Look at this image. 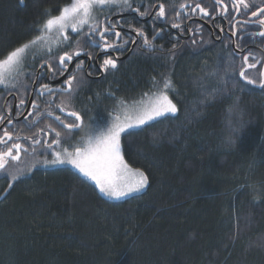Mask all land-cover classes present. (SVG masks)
Returning <instances> with one entry per match:
<instances>
[{
  "label": "trees",
  "instance_id": "1",
  "mask_svg": "<svg viewBox=\"0 0 264 264\" xmlns=\"http://www.w3.org/2000/svg\"><path fill=\"white\" fill-rule=\"evenodd\" d=\"M185 1L135 0L132 7L162 3L166 21L181 24L175 20ZM67 3L0 0V59L40 35L48 15ZM105 10L107 18L116 13ZM137 24L150 38L160 29ZM51 38L24 56L36 57ZM209 39L190 41L187 50L179 41L156 53L137 47L85 89L81 109L95 127L172 80L176 117L123 136L125 159L148 176V187L115 201L71 167L30 161L18 180L0 182V264H264V70L253 75L230 47ZM242 69L255 84L239 77Z\"/></svg>",
  "mask_w": 264,
  "mask_h": 264
},
{
  "label": "flooded vegetation",
  "instance_id": "2",
  "mask_svg": "<svg viewBox=\"0 0 264 264\" xmlns=\"http://www.w3.org/2000/svg\"><path fill=\"white\" fill-rule=\"evenodd\" d=\"M185 2L184 4L187 7L181 9V16L175 20L183 22L179 29L173 28V22L166 21V18L159 20L156 18L159 5L162 3L156 4L153 9L147 7L145 11L140 8L141 12L147 13L145 16H140L139 13L135 12V9L140 6L124 8L121 13L111 14L108 18L102 15V19L98 20L101 29L104 26L115 25V31L121 33L120 38L114 36L112 32L107 33L108 42L117 41L119 44H123V41H127V44L120 47L119 50L115 48L103 49L102 46H90L84 35L88 30L84 28L81 32L83 33L81 37L75 39L77 34L69 31V41L67 43L58 44L55 37V44L42 48V52L38 51L36 57L27 59L26 65H21L20 69L23 68V70L19 73V79L17 80L18 76H16L11 82L9 81L7 88L0 87V117L3 118V122L0 123V136L7 130L12 132L14 136L20 137L19 141L13 139L6 145L0 144V151H5L7 147L16 142L22 143L28 148V151L20 153L21 158L18 162L9 161L6 169L7 175L4 172H0V182L5 181V178H11L13 176L12 173L18 169H22L23 173H25L26 168L28 170L31 166L30 161L34 159L43 161L40 168H51L54 165L45 164L44 161L55 159V152L63 153L64 157L68 158L69 154L75 153L78 146L86 144V137L93 130L94 124L89 122V118H86L85 112L81 109L82 93L89 94L85 89L91 86L92 82L101 81L108 74L115 72L119 66L122 67L137 47L143 48L147 53H151V51L156 53L158 50L163 51V44L168 41L173 43L179 41L184 50H187L190 47V41L197 45L201 43V40L197 41V38H204L205 34H207L210 37L209 44H218L219 47L222 45L227 48L230 47L233 50L232 52L236 53L242 60L244 55L252 52L253 55L249 57L248 63L256 64L255 68H251L254 70L252 72L253 75H256L262 69L264 70V37L258 35L259 25L250 23L252 20L259 19V17H252L251 12L258 7L264 6V0H249L253 7L243 8L239 12L232 7L233 0H225V3L229 5V9L223 14H221L222 7L216 3V0H186ZM196 4H201L203 8L207 9L208 14H202L199 9L193 12L192 9ZM137 22L142 25L150 24L152 28L153 26L160 28L157 29L158 33H161L162 38L157 36L155 40L150 38L148 29L143 30L154 45L151 49L144 45L143 37L136 33V28L142 29ZM221 29L223 30L221 31ZM232 29H242V31H237V35L233 36ZM165 32L167 35H165ZM47 38L52 39L51 37ZM234 43L236 45L239 44L238 50L241 53L234 50ZM49 47L51 48L50 52L47 51ZM78 49H83V52L78 58L73 55V60L67 62L68 70L61 76L59 73L63 69L59 65V56L63 55L64 52L74 54ZM109 57L117 60V67L109 68L105 71L101 65ZM81 61L83 62L82 66L76 67ZM45 63L51 64L52 69L56 71L55 76L50 77L48 75L49 70L41 68V65ZM41 72L44 73V78L38 79L37 74ZM70 75H74L76 79L73 81L72 91L68 92L62 90V84ZM40 84H48L54 91L51 94L45 92L41 95ZM158 89V86L152 88L149 92L147 91L146 96L152 95ZM78 96L79 99L76 101ZM21 99L25 101L24 105L19 103ZM34 100L39 105L35 109L32 107ZM138 105H143V103ZM61 106L63 110H61ZM70 112H79L83 118V123L78 129L65 127V125L79 123L75 118L68 115ZM120 112L113 111L110 116L115 114L121 118ZM30 113L31 115H29ZM37 114H40L39 118H37ZM57 116L60 117V120L56 119ZM90 119L93 120L92 117ZM57 132L60 133L59 144L53 143L57 139ZM80 135L83 136L80 137ZM27 137H32L33 140H28L26 139ZM34 141H39V143L34 144ZM46 144H52V148L47 149L45 147ZM23 158L25 160H22ZM25 161L26 163L28 162L26 166L24 165Z\"/></svg>",
  "mask_w": 264,
  "mask_h": 264
},
{
  "label": "snow or ice",
  "instance_id": "3",
  "mask_svg": "<svg viewBox=\"0 0 264 264\" xmlns=\"http://www.w3.org/2000/svg\"><path fill=\"white\" fill-rule=\"evenodd\" d=\"M20 3H24V0H20ZM216 3L221 5L222 13H226L229 9V5L225 3V0H216ZM107 7H119L120 10L132 7V0H70V3L65 4L59 11L58 15L49 14L42 25L39 26L38 31L40 35L34 37L32 40L27 41L16 47L14 50L10 51L6 58L0 59V86L7 88L9 86L8 74L12 70L16 69L22 63V54L26 52L31 46L35 45L38 41L45 40L49 35H55L57 43H67L69 41L68 32L71 31L77 35H80L85 26L88 27L87 33L84 35L87 38V43L90 46L101 47L103 49H117L127 44V41H123V44H119L117 41L108 42L107 33L112 32L117 38L121 37L119 31H115V25L101 26L98 23L97 15L98 12L102 11ZM181 8L187 7L186 4H180ZM232 7L241 11L243 8H251L253 5L249 0H233ZM207 15L208 10L203 8L201 4H196L192 9L193 12L196 10ZM135 12L139 13L140 16L147 15L146 12H141L140 8H136ZM50 13V10H49ZM166 15V9L164 4L159 5V11L156 13V18L163 19ZM179 15V13H177ZM251 16L258 20H252L250 23H256L259 25L260 30L258 35L264 37V6L258 7L255 11L251 12ZM239 23V22H237ZM173 28H181V24H172ZM223 29H221L222 31ZM136 33L143 37V43L148 48L154 47L151 40H149L147 34L140 28L135 29ZM232 35H237V31H242V29H232ZM157 36H161V33H156L152 40H155ZM102 42V44H101ZM239 48V44L236 45ZM47 51H51L49 47ZM83 49H78L74 54L69 52H64L63 55L59 56V65L63 69L59 74L61 76L68 70L67 62L73 60V55L77 58L81 55ZM90 55V53H89ZM252 52L243 56L244 66L247 69L255 68L256 64L248 63L249 57L252 56ZM83 62L81 61L76 67H81ZM102 68L107 71L109 68L117 67V60L111 57L105 59ZM7 68V72H6ZM41 68H47L49 70L48 75L50 77L56 75V71L52 69L50 63H45L41 65ZM264 75V74H262ZM239 77L250 84H255L256 80L250 79L245 75L244 69L239 72ZM38 79L44 78V73L37 74ZM76 77L70 75L67 79L63 81L62 90L71 92L73 81ZM260 86L264 88V78L260 81ZM40 93L43 95L45 92L51 94L54 89L48 84L39 85ZM169 91L175 94L176 90L174 88L171 79L166 78L163 91H161L154 99V102L142 108L137 115L134 117H127L123 122H121L119 116L113 117L115 121L112 123L111 127H107L104 131H101L94 139L89 138L88 145L86 148H76L74 154H69L72 158L68 160L60 159V153L55 152V159L51 161H44L45 164L52 165H62L69 164L79 169L85 176L94 180L99 186L100 191L108 196L115 197L117 199L121 197H127L132 193H138L146 188L149 183L148 176L140 169L133 170L125 162L122 155L121 148V134L126 135L131 134L133 130H142V126L148 125L150 122H159L162 119H167L169 117L175 118L179 109L177 104L173 101L172 97L169 95ZM21 105H24L25 101L21 99L19 101ZM33 109L38 108L39 105L32 102ZM61 110H63L61 106ZM31 115V113L29 114ZM40 114H37L39 118ZM69 116L75 118L79 123L75 125H65L69 129H78L83 123V118L79 112H70ZM60 120V117H56ZM3 122V118L0 117V123ZM50 127V126H49ZM99 128V125H98ZM57 139L53 141L55 144H59L60 133H56ZM13 139L19 141V136H14L12 132L5 130L3 135L0 136V144H7ZM28 140H33L32 137H27ZM39 143V141H34V144ZM47 149L52 148V144H46ZM34 150V149H33ZM15 151V154H14ZM27 152L26 148L22 143L16 142L12 143L10 147H7L5 151H0V172H4L7 175V166L9 161H19L20 153ZM66 151V150H65ZM12 181L19 179L17 176L11 177ZM12 184H9V188Z\"/></svg>",
  "mask_w": 264,
  "mask_h": 264
},
{
  "label": "rangeland",
  "instance_id": "4",
  "mask_svg": "<svg viewBox=\"0 0 264 264\" xmlns=\"http://www.w3.org/2000/svg\"><path fill=\"white\" fill-rule=\"evenodd\" d=\"M134 1H135V0H132V2H134ZM110 8H114V10H116V13H121V10H120L119 7H107V8H105V9H110ZM125 8H126V7H125ZM105 9H103V10L100 11V12H98L97 20L101 19L103 13L106 12ZM98 22H99V21H98ZM85 29L88 30V27L85 26ZM70 32H71V31H70ZM72 33H73V32H72ZM49 36H51V35H49ZM51 37H55V35L53 34ZM24 55H25V53L22 54V63H23V65H26L27 58H26ZM28 55H29V53H28ZM31 55H32V53L30 54V57H31ZM22 63H21L16 69L12 70L10 74H8V79H9L10 82H11L12 79H13L14 77H16V76H18V77H17V80L19 79V77H20V74H19V73L23 70V68L20 69ZM7 71H8V70H7V68H6V72H7ZM0 87H1V86H0ZM161 91H163V89H158V90H156L152 95H150V97H148V98L145 97V99H144L143 101H141V102L144 103V105H142V106L139 107V108H137V105L140 104L141 102L138 103V104H136V105H134L133 107H131L130 109H128V110H126V111H124V110L121 109V112L119 113V115H121V118H120L121 122H123L127 117H134L135 115H137V114L139 113V111H140L142 108H144L145 106H147V105L151 104L152 102H154L155 97H156ZM169 95L171 96L170 92H169ZM138 101H139V100H138ZM173 101H174V100H173ZM174 102H175V101H174ZM136 108H137V109H136ZM122 112H123V113H122ZM121 113H122V114H121ZM115 116H118V115H115V114H114V115H112V116H109V120H108L106 123H104V124H99V128H98V125L95 126V127H93V130H92V131L89 133V135L86 137V140H87L86 144H85L84 147H82L81 149H84V148L87 147L89 138H93V139H94L97 135H99V133H100L101 131H104L107 127H111L112 123L115 122V121L113 120V117H115ZM150 123H152V122H150ZM150 123H149V124H150ZM145 126H146V125H145ZM142 127H144V126H142ZM124 135H125L124 133L121 134V148H122V155H123V157H124L125 162L127 163V161H126V159H125V156H124V141H123V136H124ZM70 158H72V156H69V157L67 158V157H64L63 153L60 154V159L68 160V159H70ZM48 161H51V159L48 160ZM127 164H128V163H127ZM128 165H129V164H128ZM57 166H68V167H71L72 169L76 170V171H77L78 173H80L83 177H85L86 179H88L90 182L94 183V184L99 188V186L96 184V182H95L94 180H92V179H90L89 177L85 176L82 172L79 171V169L75 168L74 166L65 163V164H62V165H59V164H58V165H54L53 167H57ZM129 167H130L131 169H133V170H136V168L132 167L131 165H129ZM12 174H16L18 177H22V176L24 175L22 169H18V170H16V171H14ZM147 187H148V185L146 186V188H147ZM146 188H145V189H146ZM145 189H143L142 191H140V192H138V193H132V194H130L129 196L137 195V194L143 192ZM99 190H100V188H99ZM103 195H104L105 197H108L109 199H111V200H115V201H120L121 199H124V198H125V197H121V198L117 199V198H115V197L108 196V195H106V194H104V193H103ZM127 197H128V196H127Z\"/></svg>",
  "mask_w": 264,
  "mask_h": 264
},
{
  "label": "bare ground",
  "instance_id": "5",
  "mask_svg": "<svg viewBox=\"0 0 264 264\" xmlns=\"http://www.w3.org/2000/svg\"><path fill=\"white\" fill-rule=\"evenodd\" d=\"M117 17H119V16H117ZM117 17H115V18H117ZM99 20H100V19H99ZM233 47H234V45H233ZM234 50L240 52V51L238 50L237 47H236V48L234 47ZM240 53H241V52H240Z\"/></svg>",
  "mask_w": 264,
  "mask_h": 264
},
{
  "label": "water",
  "instance_id": "6",
  "mask_svg": "<svg viewBox=\"0 0 264 264\" xmlns=\"http://www.w3.org/2000/svg\"><path fill=\"white\" fill-rule=\"evenodd\" d=\"M120 16H121V15H120ZM234 42H236V41H234ZM234 47L236 48V43H234ZM131 53H132V52H131ZM131 53H130V54H131ZM130 54H129V55H130ZM129 55H128V56H129ZM128 56H127V57H128Z\"/></svg>",
  "mask_w": 264,
  "mask_h": 264
}]
</instances>
